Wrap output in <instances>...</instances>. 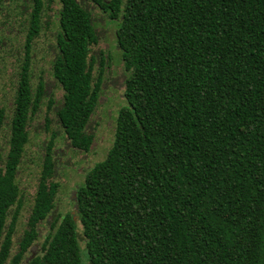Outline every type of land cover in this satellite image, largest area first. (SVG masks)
Masks as SVG:
<instances>
[{
  "label": "trees",
  "instance_id": "16d2710c",
  "mask_svg": "<svg viewBox=\"0 0 264 264\" xmlns=\"http://www.w3.org/2000/svg\"><path fill=\"white\" fill-rule=\"evenodd\" d=\"M45 1L20 0V70L0 144V264H264V0H59L50 46L63 92L57 129L14 240L18 175L44 97L31 58ZM85 2L116 24L126 105L106 156L75 188L73 211L61 214L58 130L70 148L89 152L102 86ZM5 117L0 110V129Z\"/></svg>",
  "mask_w": 264,
  "mask_h": 264
},
{
  "label": "rangeland",
  "instance_id": "374dc122",
  "mask_svg": "<svg viewBox=\"0 0 264 264\" xmlns=\"http://www.w3.org/2000/svg\"><path fill=\"white\" fill-rule=\"evenodd\" d=\"M85 4L88 5L92 14L93 26L98 37L97 44L90 47V55L96 61L95 69L98 65L99 55L101 54L103 58L102 86L98 105L89 122L90 133L94 137L89 152L83 153L70 148L62 139L61 131L58 130L56 140L61 151V160L57 166L55 178L59 184V192L55 198V212L61 214L73 211L71 200L75 188L84 181L86 170L106 156L107 150L113 142L118 110L126 105L123 97L126 73L116 44V24L108 22L107 17L89 2H85ZM59 7V0H52L49 5L45 1L43 27L32 44L33 84L36 85L38 79H41L44 83V97L29 128V143L25 147V155L18 175L23 205L14 240L25 229L40 171L43 146L49 140L50 134L57 129L53 109L59 105L63 92L51 75L53 54L50 46L55 40L57 31L56 12ZM22 42L20 0H2L0 2V110H3L6 116L0 129V144L3 149L8 135V122L13 108L17 74L20 70V43ZM50 101L53 102V105L47 110ZM45 118L51 121L47 130L44 128ZM78 234L80 248L84 250L80 226H78ZM15 251L16 242L14 241L12 254ZM83 259L85 261L84 257Z\"/></svg>",
  "mask_w": 264,
  "mask_h": 264
},
{
  "label": "flooded vegetation",
  "instance_id": "af4514ba",
  "mask_svg": "<svg viewBox=\"0 0 264 264\" xmlns=\"http://www.w3.org/2000/svg\"><path fill=\"white\" fill-rule=\"evenodd\" d=\"M2 0H0V2H1Z\"/></svg>",
  "mask_w": 264,
  "mask_h": 264
}]
</instances>
